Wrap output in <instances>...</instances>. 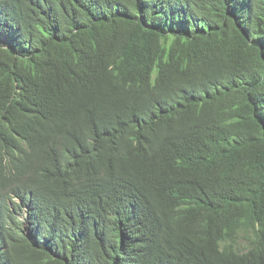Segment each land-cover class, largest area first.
<instances>
[{
  "label": "trees",
  "instance_id": "1",
  "mask_svg": "<svg viewBox=\"0 0 264 264\" xmlns=\"http://www.w3.org/2000/svg\"><path fill=\"white\" fill-rule=\"evenodd\" d=\"M0 264H264V0H0Z\"/></svg>",
  "mask_w": 264,
  "mask_h": 264
},
{
  "label": "rangeland",
  "instance_id": "2",
  "mask_svg": "<svg viewBox=\"0 0 264 264\" xmlns=\"http://www.w3.org/2000/svg\"><path fill=\"white\" fill-rule=\"evenodd\" d=\"M243 244V241L240 242V245Z\"/></svg>",
  "mask_w": 264,
  "mask_h": 264
},
{
  "label": "bare ground",
  "instance_id": "3",
  "mask_svg": "<svg viewBox=\"0 0 264 264\" xmlns=\"http://www.w3.org/2000/svg\"><path fill=\"white\" fill-rule=\"evenodd\" d=\"M149 174V173H148ZM158 185V184H157Z\"/></svg>",
  "mask_w": 264,
  "mask_h": 264
}]
</instances>
